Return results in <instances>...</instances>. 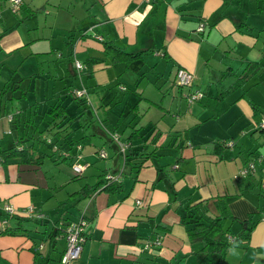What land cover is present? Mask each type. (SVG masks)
<instances>
[{
	"label": "crops",
	"instance_id": "obj_1",
	"mask_svg": "<svg viewBox=\"0 0 264 264\" xmlns=\"http://www.w3.org/2000/svg\"><path fill=\"white\" fill-rule=\"evenodd\" d=\"M20 1L18 13L13 14L16 17L5 6L1 10L0 70L9 69L18 47L39 39V49L29 48V51L40 52L37 57H45L47 69L55 68L54 80L48 84L52 83L54 91L61 90L70 80L65 79L63 67L70 70L71 62L63 56L64 41L71 38L74 56L82 63L89 59L88 72L82 73L79 82L90 88L92 97L97 96L96 104L99 102L102 112L95 107L98 115L95 123L86 118L84 128L94 135L86 151H80L83 143L77 141L75 145L79 147L70 154L76 153L75 160L83 164L84 171L94 162V155L99 156L97 151L108 147L110 153L105 149L104 155L99 156L106 160L102 165L97 163L99 170L94 173L96 176L107 172L117 174L119 151L113 142L108 143L105 130L98 127L101 122L106 128L121 129L119 135L124 136H119L121 142L129 146L127 157L136 159L137 152L146 156L136 168L133 165L122 168V175L116 179L121 184L119 189H96L82 196L85 201L80 212L84 213L85 236L78 255L65 264H163V261L194 264V252L201 241L190 239L186 227L194 218L207 217L208 213L223 215L225 235L231 237L243 227L239 220L248 213L251 219L258 218L246 240L224 248L218 264H264V216L258 212V195L248 178L236 175L243 156L237 161L230 149L225 150L231 146L235 153L241 152L240 140L246 137L252 144L253 135L261 129L256 124L264 109L237 87L244 86L245 78L250 75L256 79L264 74V53L260 51L264 46V39L260 40L264 0H233L234 6L244 12L248 9L245 14L227 7L225 0H200L192 5L188 3L190 0H38L42 2L34 10L29 0ZM27 19H31L30 23ZM199 22L202 29L197 31ZM21 24L23 28L19 29ZM256 26L260 27L259 31ZM105 40L138 54L127 60L113 59L112 51L103 47ZM55 49L61 50L60 56L54 55ZM157 57L167 62L165 68L159 67L161 60L157 64ZM177 66L192 71V86L187 90H202V98L192 102L184 98L185 89L173 83ZM59 69L63 73L62 84L55 82L60 78ZM239 74L245 75L241 85H232ZM223 80L229 81L225 87H221ZM261 80L264 81V76ZM48 84L38 101L48 94ZM14 85L19 83L11 87ZM84 87L80 88L85 90ZM32 93L36 96L35 91ZM6 99L8 103L0 102V147L11 143L9 134L20 125V120L15 125L11 123L12 111L20 108L16 110L13 100ZM73 104L70 102L68 110ZM110 106L116 109L110 110ZM75 108L76 105L72 113ZM118 110L128 119L123 120ZM83 118L80 115L78 121ZM77 130L72 133L74 138L79 137ZM178 131L179 139L183 133L188 138L185 143L176 137ZM171 138H175L177 145H171L173 150L164 148L170 146ZM209 142L222 147L216 149L211 145L209 151L200 145ZM251 144L247 145L246 153L257 151L250 148ZM43 155L35 163L16 162L12 158L0 163V207L7 202L14 215L39 213L41 216L40 222L26 221V226H31L26 234L4 232L3 228L17 224L13 214L7 216L6 225L0 223V264H40L46 248L44 234L53 231L58 222L75 220L68 214L69 207L75 204L69 201L73 190H65V194L58 192L74 179L70 164H58ZM213 177L216 179L211 182ZM228 177L233 179V184L222 183ZM248 185L249 189L245 188ZM27 207H31L30 212ZM185 212L188 217L184 216ZM1 219L4 216L0 213ZM153 237L156 240L150 242V247L143 248L144 240ZM52 240L45 262L50 264L54 259L56 264H61L64 239L57 233Z\"/></svg>",
	"mask_w": 264,
	"mask_h": 264
},
{
	"label": "trees",
	"instance_id": "obj_2",
	"mask_svg": "<svg viewBox=\"0 0 264 264\" xmlns=\"http://www.w3.org/2000/svg\"><path fill=\"white\" fill-rule=\"evenodd\" d=\"M6 8L8 9V1L6 0ZM21 5V1L19 3ZM14 10L11 11L12 14H15L16 10L19 9V6ZM1 7H0V14H1ZM92 26V25H89ZM4 29V28H3ZM2 30V29H0ZM85 30H81V32L84 33ZM3 33V30L0 31V35ZM66 36H70L69 33L66 34ZM98 38L101 39V36L98 35ZM70 39V40H69ZM102 40V39H101ZM70 41L71 38H68L64 41V46H65V54L63 58L66 56L69 58V61L71 62V67L72 70L70 72L71 76L67 77L69 78V82L64 84V90H52V83H50L48 86L49 92L47 95L43 97V101L49 100V102H43L42 109H37V108H32V107H27L25 111L22 114V118L20 119V125L18 130L16 131V134L12 136L11 143L8 146L5 147H0V163L6 162L8 159H14L16 162H26V163H35L39 162L43 158V154H46L50 157L51 161L58 162L59 160H62L68 164H70V167L73 163H77L79 165H83L80 162H77L76 159V153L75 154H70L69 149H75V147H79V144L75 143L78 141L77 138H74L72 136V133L79 129L83 131V133L86 132V128L84 126L87 125L86 123V118L84 117L81 121H78V118L80 115L84 116L85 111L87 109L88 104H90V100L87 96L86 91L84 90L83 92L76 94V89L80 88L75 83L72 82V78L76 75L79 80L81 77L82 73H87V63L89 62V59L87 58L85 60V64L79 61L73 53V46H70ZM103 47L109 48L112 51L111 58L113 59H119L122 58L123 60H127L135 55L138 54L137 51H128V50H123L119 47H115L110 40H105L103 41ZM60 49V48H59ZM57 52V53H56ZM61 50H56L54 51V55L57 57L60 56ZM50 59V58H49ZM45 62H47L45 60ZM178 67L182 66H177L175 70ZM185 68V67H182ZM249 68V67H248ZM47 69V67H46ZM188 70L191 74L190 79L186 83H176L174 79V73H173V83L176 85V87H186L184 92V98L188 102H192L193 100H199L203 96V91L200 89L196 88H191L189 91L187 90L190 86H192V78H193V73L191 70L185 68ZM75 72H74V71ZM54 75L52 73H48L46 77L42 79H47L49 82H52L54 80ZM245 75L244 74H239L234 78L232 81V85L234 86H239L241 85L242 81L244 80ZM82 85L81 81L79 83ZM83 87V86H82ZM124 87V86H120ZM125 88V87H124ZM123 88V89H124ZM182 89V88H181ZM183 90V89H182ZM188 92H187V91ZM186 91V92H185ZM199 92V95L191 98L188 100V96L191 95L194 92ZM54 92V93H53ZM219 96H214L213 98H218ZM70 102L74 103L73 106L76 105L75 111L69 112L68 106ZM69 103V104H68ZM15 117V115H13ZM12 116V124H16L18 121L14 120V117ZM85 119V120H84ZM78 121V122H75ZM101 129L105 130L104 132L107 133V138L110 142H113L117 146V150L120 152L122 155V164L120 167L117 169V174H120V171L125 165H130L133 167H137L139 164H141L146 158L144 153L137 152V156H135L136 159L132 157H127V151H129V146L126 144L123 149H120L118 146V141H123L119 138V134L116 133L115 131L111 130L110 128H106L101 122H99ZM258 126V125H256ZM259 128H263L264 126H258ZM81 128V129H80ZM79 130L77 132L79 133ZM179 132V131H178ZM82 133V132H81ZM82 133V134H83ZM179 132L176 137L180 136ZM171 136V135H170ZM117 138V140H115ZM186 135L183 133V135L180 137L179 141L182 140L181 142L185 143L187 141ZM114 140V141H112ZM170 146H175L177 145L175 143V138L169 139ZM45 144L46 145V151L39 149V144ZM212 147L220 148L222 147L221 144H216V143H210ZM231 144V143H230ZM203 147H206L208 143L200 144ZM229 145V143L227 144ZM128 147V150L126 148ZM104 152L103 149H100ZM51 151V152H50ZM99 151V150H98ZM97 151V152H98ZM55 152V155H54ZM79 153V152H77ZM52 154L54 156H52ZM75 157V158H74ZM71 158H74V161H71ZM244 168L242 173H239V169ZM72 169V168H71ZM120 169V170H119ZM83 170L79 171H74L73 169L71 170V175L73 178H77V174H80ZM123 172V170H122ZM106 174V173H105ZM105 174H98L96 176V179L94 182L91 184H84L80 186L79 189L73 190L76 193L72 194L70 197V202L75 203L80 197L84 195H88V192L92 193L96 189H104L106 191H114L117 190L121 187L120 181L116 180H111L106 178ZM112 174V173H111ZM236 175L240 177H245L248 178V180H251V178L254 181H250L249 184L250 186L255 185L256 191L255 193L258 195L259 198V208L258 212H262L264 216V182L261 184V177H264V154L263 153H258L257 151H248L247 154L244 156V159L242 161V164L238 167V170L236 172ZM134 177V175H133ZM249 189V185L245 187ZM3 204H9L7 202ZM3 204L0 207V213L4 216V222L0 221V223L3 225H6V218H8V215H12L13 213L7 211L5 212L3 210ZM11 205V204H10ZM12 208V206H11ZM15 214V213H14ZM15 219H17V224L12 226V227H5L4 232L10 233V234H26L29 230L28 225L26 226L25 224L22 226L21 223L24 221L26 222L27 220H35L37 222H40L39 219L41 216H33L32 214H26V215H14ZM84 213L81 211L80 214L75 217V220L83 219ZM184 216H189L185 212ZM251 214H247V216L244 219L239 220L240 223H244V226L239 230L237 234H235L232 237V240L229 241L227 236L225 235V227H223V215L220 213L216 214H207V217H197L194 218L191 221L190 226L187 228V236L190 239H199L200 242V247L194 252L195 253V263L194 264H218L220 260V256L224 250V248L228 244H235L240 242L241 240H246L249 234L250 229L252 228L254 222L258 219L257 217L254 219L250 218ZM10 217V216H9ZM65 220V219H63ZM74 220V219H71ZM69 221V220H68ZM66 221V222H68ZM66 222H58L59 224L53 226V231H48L47 233L44 234L43 238L46 241V248H45V253L41 254V262L40 264H46L47 255L46 252L48 251V246L50 248L52 247L53 243V237L59 233V235L62 237V230L64 228V225ZM84 232V230H83ZM85 236V233H83ZM63 238V237H62ZM152 240V241H151ZM150 239L144 240V243H147L149 246L151 243L156 240L155 237ZM143 243V244H144ZM39 246L42 245V243H38ZM150 247V246H149ZM152 244V248H154ZM146 248V247H143ZM33 252L38 254V251H35L36 249L32 248ZM212 253H216V256L213 258ZM163 264H167L165 261L162 262Z\"/></svg>",
	"mask_w": 264,
	"mask_h": 264
},
{
	"label": "rangeland",
	"instance_id": "obj_3",
	"mask_svg": "<svg viewBox=\"0 0 264 264\" xmlns=\"http://www.w3.org/2000/svg\"><path fill=\"white\" fill-rule=\"evenodd\" d=\"M29 2H31V5H33L31 7L34 10V7H39V4L42 1H38V0L31 1V0H29L28 3ZM199 2H200V0H197L195 2L191 1V0L188 1V3L190 5H192L194 3H199ZM225 2L229 5L227 7L235 9L236 12L239 11L240 14L241 13L245 14V13L249 12L247 8H245V12H244L239 7L234 6L233 0H225ZM3 6H5V8H6V0H0L1 9H2ZM38 9H40V8H38ZM18 10L19 9L16 10L17 13H18ZM22 15L18 16V18H21ZM250 15H253V14H250ZM13 16L16 17V15H13ZM33 16H34V13L32 15L30 14V17H33ZM26 17H23V18H26ZM81 18H82V14L79 15V19H81ZM196 19H197V17H196ZM16 20L17 19H15V21ZM30 21H31V19H27L28 23H30ZM237 22H239V21H237V19H236V21L234 22L236 27L239 25V23H237ZM243 23H244V20H242V24ZM241 26H243V25H240V27ZM20 28H23V24H21L19 26V29ZM254 28L256 29V31H259L258 28H260V27L256 26ZM260 30L262 31L261 35L263 36V37L260 36V40H261V39H264V27H262V29H260ZM39 41L40 40L37 39V40H34L33 42L29 43V45H27L28 43H26V44L18 47L16 49L17 57L11 59L13 61V63L10 64L9 69L8 70H4V69L0 70V102L8 103V99H6V98H10V99L13 100L11 102L13 107L16 108V110H18L20 108V111H17V112L16 111H12V114H14V115L16 114L15 115V120L16 121L20 120L22 118V114H23V112L25 111V109L27 107L42 109L43 108L42 102H49V100H50V99H48V100H45V101H38V100H40V96L43 93L44 88L47 87V84H48V80L47 79H42V78L46 77L48 73H52L55 76V68L50 66L49 69H46L47 65H46V62L44 61L45 57L43 55L40 56V57H37V55L41 54L40 52H38V53L36 52L35 53L33 51L32 52L29 51L30 50L29 48L39 49ZM260 48H261L260 51H262L264 53V46H262ZM159 59H160L159 57L155 58V61H157V64H158V60ZM160 60H161V62L158 64L159 67L161 69L163 67L165 68L167 66V62H164L162 59H160ZM217 61H218V59H217ZM220 63H222V62H220ZM0 65H1V63H0ZM63 69H64L65 79H67V77H70V73L69 72H70V70H72V67H70V70H69V68H65V67H63ZM259 72H261V71H259ZM149 74H150V72H149ZM58 75L60 76V78L56 79L55 82H57L58 84H62V82L64 80H62V78H61L63 73H61L60 69H59ZM251 76L252 75H250V77L245 78V80H247L246 82L244 81L245 85L237 87V89L240 90V91L242 90L246 94L245 95L246 97L251 98L253 101L258 103L261 106L262 109H264V81L261 80V78L264 76V74H262L260 78H256V79L255 78H251ZM255 76H258V75H255ZM150 77H151V75H150ZM171 77H172V74L170 75L169 79H171ZM73 81L75 83H80L79 82V78L76 75H75V77H73ZM228 82L229 81H227V80H223L222 84H221V87H225ZM17 83H19V85H17V86L14 85L13 87H11L12 84H17ZM26 83H27L28 87H26ZM197 84H198V81H197ZM82 86L83 85H80V84L78 85V87H82ZM113 88L115 89V86ZM180 88L185 89L186 87L184 86V87H180ZM61 90H64V88H61ZM34 91H35L34 95H36V96H33L32 92H34ZM85 91H86L87 96H88V98L90 100V104H88V106H87V109L85 111L84 117L85 118L87 117L88 119L91 120L92 123H95L98 120V119H96V117L98 115H97L96 111H94V110H96L95 107L98 108V110L100 112H102V109H101L102 107L98 105L99 102L96 104L97 96H93L92 97V95H91L92 91L90 90L89 87L85 88ZM23 92H24V95H23ZM91 97L93 98V101L91 100ZM42 100H43V97H42ZM91 101L93 102V104L91 103ZM249 102H251V101H249ZM72 107L74 108V106L72 105L69 108V112L73 111ZM107 108H108V105H107ZM109 108H110V110H114V109H116V106H110ZM119 113H121V112L118 110L117 114H119ZM121 115L124 117L123 120H127L128 119L125 114L121 113ZM235 126H236V124L234 123V125H232V128L235 129ZM18 128H19V126L18 127L15 126V128H13V129L11 128L12 129V131H11L12 133L9 134V139L10 140H11V136L16 134V131L18 130ZM246 128L249 129L250 125L248 124L246 126ZM110 129L111 130L114 129L113 131H115L118 134L121 131V129L119 127H117V128L111 127ZM81 130H79V137H77V140L81 144L83 143V147H82V149L80 151L85 152L86 151V146L90 143L89 140H91V137H94V135H93V133H89L90 131H86L85 133H83V131H81ZM7 132H9V131H7ZM105 135L107 137V133ZM119 136L121 138L124 137L123 133L121 135H119ZM243 136H245V134ZM0 138H2L1 132H0ZM98 139H100V138L98 137ZM245 139H246V137H245ZM245 139L240 140V142L238 144V148L241 149L240 150L241 152H236L235 153L234 149L231 146L225 147V150L226 149H230L231 150L230 152L233 153L234 157L237 156L236 157L237 161H239V159L242 156L243 157L241 159L244 158V156L247 154L246 151H245L246 148H247V145L250 146V144H251V140L248 141V139L247 140H245ZM252 140H253L252 141L253 143L251 144L250 148L251 149L256 148L258 153H263L264 154V127L261 128L260 130H258V132L253 135ZM108 143L110 144L109 140H108ZM95 145L97 146L98 144L96 143ZM38 146H39V149L46 151L47 147H46L45 144L41 143ZM164 148L173 150V147H171V146H165ZM206 148H207V150L211 151L212 150L211 149V144L208 143V145H206ZM105 149L108 151L110 148L105 147ZM69 151L72 152L73 149H69ZM165 153L172 154L169 151H165ZM212 155L215 158H217V156H218V155H214L213 153H212ZM94 156H95L94 157V162L93 163L91 162V164H89L84 171H82L80 174H77V178L69 180L64 185V189H60L58 192L65 194V190H74V189L77 190V189L80 188V186L83 185V183L94 182V180L96 179V174L94 172L99 170V168H97V166H99V164L102 165V163L106 160L105 157H99L96 154ZM230 157H232V156H230ZM118 158L119 159L117 160V163H118V165H121L122 164V161H121L122 160V155L120 154V152L118 154ZM109 159H112V156H110ZM226 160H229V158L227 157ZM62 163H65V162L62 161V160L58 161V164H62ZM97 163H99V164H97ZM213 165H215V162H213ZM65 177H68V176H65ZM215 179L216 178L213 177L210 181L212 182ZM250 181H254V180L251 178ZM222 183H226V184L227 183H232L233 184V179L228 177L224 181H222ZM251 188H253V190L256 191L255 185L251 186ZM75 193H76L75 191H72L69 194L72 195V194H75ZM83 199L84 198H82V197L79 198L75 202L76 205L74 204V205H71L69 207L70 210L68 211V214L71 217H77L80 214V209L84 205V201H85V200L83 201ZM9 219H11V218H9ZM24 224L26 225L28 223L25 222ZM29 228H31V226ZM229 228H232V225H231V227L229 225ZM29 232H33V231L30 230ZM50 261H51L50 264H56V261L54 259H51Z\"/></svg>",
	"mask_w": 264,
	"mask_h": 264
},
{
	"label": "built area",
	"instance_id": "obj_4",
	"mask_svg": "<svg viewBox=\"0 0 264 264\" xmlns=\"http://www.w3.org/2000/svg\"><path fill=\"white\" fill-rule=\"evenodd\" d=\"M8 1V9L10 11H14L19 3L20 0H7ZM202 29V22H199L196 26V30L200 31ZM191 77V74L188 70H186L185 68L182 67H178L175 70L174 73V79L176 83H186ZM84 89L83 88H78L76 89V94H79L81 92H83ZM199 95V92H194L191 95L188 96V100H190L191 98L195 97ZM258 126H264V115L259 119V121L257 122ZM115 140H117V138H115ZM118 141V146L120 149H123V147L126 146V144L122 143L121 141ZM98 155L99 156H103L104 153L102 150L98 151ZM71 168L74 171H79L81 170L82 166L77 164V163H73L71 165ZM244 170V168H240L239 169V173H242ZM106 178L108 179H113L116 180L118 178V174L113 175L111 173H106L105 174ZM262 182H264V177H261V184ZM136 202H139V200H136ZM3 210L5 212L9 211L10 213L13 212V208H11L10 204H3ZM31 211V207H27V212ZM36 216H39V213L36 214ZM2 222H4L3 219H1ZM84 220L83 219H78V220H69L68 222L65 223L64 228L62 230V237L64 239V248L61 252L59 261L61 262V264H65L67 261H69L70 259L75 258L78 253L80 252L81 246H82V242L84 240V235H83V225H84ZM228 240L231 241L232 237L231 236H227ZM146 245H148L147 243H144V247H147Z\"/></svg>",
	"mask_w": 264,
	"mask_h": 264
},
{
	"label": "water",
	"instance_id": "obj_5",
	"mask_svg": "<svg viewBox=\"0 0 264 264\" xmlns=\"http://www.w3.org/2000/svg\"><path fill=\"white\" fill-rule=\"evenodd\" d=\"M242 226H244V223H242Z\"/></svg>",
	"mask_w": 264,
	"mask_h": 264
}]
</instances>
